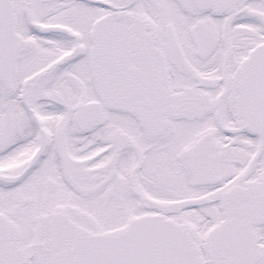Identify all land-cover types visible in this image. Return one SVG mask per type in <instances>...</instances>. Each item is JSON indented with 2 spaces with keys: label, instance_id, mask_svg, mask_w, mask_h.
<instances>
[{
  "label": "snow or ice",
  "instance_id": "snow-or-ice-1",
  "mask_svg": "<svg viewBox=\"0 0 264 264\" xmlns=\"http://www.w3.org/2000/svg\"><path fill=\"white\" fill-rule=\"evenodd\" d=\"M0 264H264V0H0Z\"/></svg>",
  "mask_w": 264,
  "mask_h": 264
}]
</instances>
